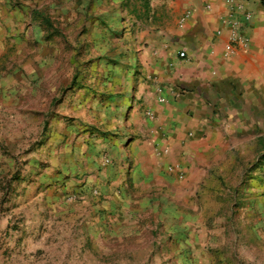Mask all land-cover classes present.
<instances>
[{"label":"rangeland","instance_id":"rangeland-1","mask_svg":"<svg viewBox=\"0 0 264 264\" xmlns=\"http://www.w3.org/2000/svg\"><path fill=\"white\" fill-rule=\"evenodd\" d=\"M145 4L17 3L22 31L0 55V264H264V157L261 190L222 202L202 191L176 208L152 201L125 229L82 174L81 138L107 134L84 121L86 102L115 95L111 73L128 69L126 46L142 32L134 20L146 18L134 9Z\"/></svg>","mask_w":264,"mask_h":264},{"label":"crops","instance_id":"crops-1","mask_svg":"<svg viewBox=\"0 0 264 264\" xmlns=\"http://www.w3.org/2000/svg\"><path fill=\"white\" fill-rule=\"evenodd\" d=\"M20 1L0 0V55L7 38L22 31L26 8L17 6ZM230 4L146 0L134 9L146 18L134 20L142 32L126 46L128 69L111 73L115 95L86 102L84 121L107 134L81 138L82 174L117 208L122 229L134 228L135 216L152 201L176 208L191 205L202 191L205 199L222 202L239 191L262 189L255 176L264 157V7L249 0L237 12L249 43L234 44L227 54ZM105 155L109 164L102 161ZM171 165L183 178L169 171ZM233 173L235 179H225Z\"/></svg>","mask_w":264,"mask_h":264},{"label":"built area","instance_id":"built-area-1","mask_svg":"<svg viewBox=\"0 0 264 264\" xmlns=\"http://www.w3.org/2000/svg\"><path fill=\"white\" fill-rule=\"evenodd\" d=\"M248 1L249 0H230V5L233 7L232 13L227 19H224V25L229 27L231 31L229 35V43H227L226 45L227 54H232L234 52V44H242L244 46H247L249 43V39L240 32V21L237 20V12L243 9ZM250 18V13H247L245 19L249 20ZM217 34H221V32H218ZM180 57H186V53L182 51L180 53ZM106 161L109 162V160ZM168 169L170 172L176 173V175L178 174L179 178H183V175L178 171V166L171 165Z\"/></svg>","mask_w":264,"mask_h":264},{"label":"trees","instance_id":"trees-1","mask_svg":"<svg viewBox=\"0 0 264 264\" xmlns=\"http://www.w3.org/2000/svg\"><path fill=\"white\" fill-rule=\"evenodd\" d=\"M261 2H262V5H263V7H264V0H261Z\"/></svg>","mask_w":264,"mask_h":264}]
</instances>
